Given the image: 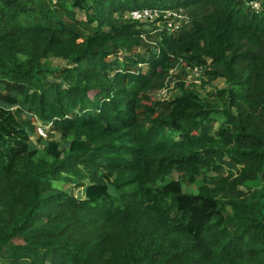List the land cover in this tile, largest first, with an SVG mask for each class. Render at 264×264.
<instances>
[{
	"label": "trees",
	"instance_id": "1",
	"mask_svg": "<svg viewBox=\"0 0 264 264\" xmlns=\"http://www.w3.org/2000/svg\"><path fill=\"white\" fill-rule=\"evenodd\" d=\"M247 1L0 0V264H264V0ZM148 7L185 19L123 17ZM180 64L227 87L155 97Z\"/></svg>",
	"mask_w": 264,
	"mask_h": 264
},
{
	"label": "rangeland",
	"instance_id": "2",
	"mask_svg": "<svg viewBox=\"0 0 264 264\" xmlns=\"http://www.w3.org/2000/svg\"><path fill=\"white\" fill-rule=\"evenodd\" d=\"M79 15V14H78ZM152 24V22H151ZM146 26L150 25L149 22L145 23ZM156 25H158L156 23ZM159 26H156V28H158ZM52 64L54 66H64L66 65V61L63 59H57V58H52ZM172 73V76L170 77V81H169V88L161 90V91H156L154 93L155 97H157L158 99H170L174 96H177L181 93V89L180 87H186L187 84H192L191 88H193L196 93H199L200 96L205 95L206 92L211 91L212 88H216V89H222L224 87H227L226 83L224 82V79H217L216 81L212 82L211 84H207V85H202V80H203V76L201 74L200 68L197 65H189V66H183V65H177L175 69H173L172 71H170ZM197 74H200L201 80L198 82V80L196 82H194V79L197 77ZM187 84H185L183 81ZM183 82L184 85H180L179 83ZM41 121H35V127L37 125V123H40ZM219 124L217 123L215 126L217 127ZM46 131V136L45 137H39L36 130L33 134H31L30 136V142H29V146L31 148L36 147V148H40L44 145V143L47 141L48 139V132H49V126L45 128ZM54 138L59 142L60 147L61 148H66L67 147V141L68 140H63L61 139L59 133L53 132ZM40 138V139H39ZM171 178H176L177 174L175 171L172 172V174L170 175ZM83 182L85 184L88 183V180L85 179L83 180ZM58 185H60V187H68L67 190L68 191H72V193L76 196V197H84V187H73L72 185H67L63 182H59ZM263 186V179L258 176L255 180H248L244 183V185L241 187L243 190L245 191H254L255 189H260ZM81 190H83V192L81 193ZM109 191L113 192V189L111 187H109ZM264 200V199H263ZM0 263H2V260L0 261Z\"/></svg>",
	"mask_w": 264,
	"mask_h": 264
},
{
	"label": "built area",
	"instance_id": "3",
	"mask_svg": "<svg viewBox=\"0 0 264 264\" xmlns=\"http://www.w3.org/2000/svg\"><path fill=\"white\" fill-rule=\"evenodd\" d=\"M246 3L255 12H258L261 8V2L258 0H248ZM123 17L144 24L147 22L156 21L158 26H162L164 24L167 28H177L182 23V20L185 19V16L180 12V10H166L157 7L130 10L125 12ZM197 80L198 82L200 81V74H197L194 82ZM38 121L39 120H37V122ZM48 126L50 129L51 123H37L35 130L39 137L46 136L45 128Z\"/></svg>",
	"mask_w": 264,
	"mask_h": 264
}]
</instances>
